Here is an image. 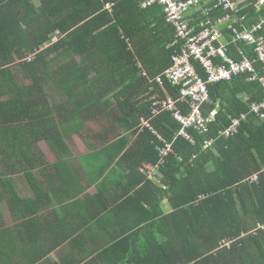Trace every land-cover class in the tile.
Listing matches in <instances>:
<instances>
[{"label":"trees","instance_id":"obj_1","mask_svg":"<svg viewBox=\"0 0 264 264\" xmlns=\"http://www.w3.org/2000/svg\"><path fill=\"white\" fill-rule=\"evenodd\" d=\"M142 2L0 0V264H32L30 247L39 249L34 242L66 227L44 221L43 184L35 174L48 176L61 164L60 179L73 176L62 155L72 158L67 138L74 134L86 137L96 166L108 168L99 177L114 166L140 170L123 176L146 197L130 195L124 209L133 213L137 205L145 212L127 215L125 225L134 215L136 225L110 234L104 255L112 264H264V119L250 111L264 99V86L248 76L212 85L204 106L209 131L189 130L191 144L179 135L181 124L170 112L152 114L156 100L180 95L179 87L161 86L156 78L172 66L183 43L164 8L143 9ZM256 3L238 4L239 30L260 22ZM226 15L219 9L212 21ZM228 31V57L239 61L240 48L254 61V47L235 43ZM258 35L264 36V25ZM255 67L264 77V64ZM180 107L188 113L186 104ZM242 114L247 120L238 133L223 135ZM42 144L54 152L56 165ZM168 145L172 152L161 157ZM148 166L157 170L149 180L141 172ZM21 179L32 195H21ZM228 240L230 247L223 246Z\"/></svg>","mask_w":264,"mask_h":264},{"label":"crops","instance_id":"obj_2","mask_svg":"<svg viewBox=\"0 0 264 264\" xmlns=\"http://www.w3.org/2000/svg\"><path fill=\"white\" fill-rule=\"evenodd\" d=\"M246 1L237 0L236 3L242 6ZM215 4V0L211 1L210 6ZM259 11L261 10L259 9ZM203 16L205 14L202 9L195 10L188 16L195 32L201 30ZM213 23L217 24V21ZM230 23L235 24L236 20L233 18ZM217 26L222 33L220 44L228 48L225 36V31L229 30L228 24H217ZM217 112L215 110L212 114ZM73 136L80 138L83 143L85 136L81 137L74 134L67 138L71 142L68 143L67 141L68 145H73ZM69 147L72 158L67 160L66 155H62V159L70 163L65 170L69 174L73 173L72 177L70 175L65 179H60L59 170L63 171L64 168L61 164L58 165L59 170L57 166L55 169H50L51 173L48 176L40 175L37 171L35 174L38 183L43 184V192L40 193L39 199H43L46 207L43 208V211L47 213L44 221L50 224L55 222L59 225L65 224L66 227H59L54 237L47 232L42 240L35 241L34 244L39 246V249L33 252L30 247L28 260L32 264H58L61 262L66 264H112V260L104 255L109 245H112L110 234L118 232L121 227L136 225V215L131 218L132 223L130 225H125L124 221L127 220L123 218L127 215H133L136 211L145 212V207L139 208L140 206L137 205L134 206L137 208L135 212L127 211L124 209L126 200L130 199L132 194L135 199H143L146 195H138V190L141 187L126 185L127 176L133 174L135 169H121L114 166L108 173H105L104 177H99L108 168L96 166L97 163L91 160L95 157L92 150L87 149L82 155H75L70 145ZM43 152L51 165L54 166L58 163L59 160L53 151L49 149L43 150ZM96 161L98 162V159ZM145 168H141V172H147L148 180L155 178L157 170L149 167L146 171ZM135 172L139 173L140 170ZM123 173H128V175L125 177ZM155 181L160 184L159 179H155ZM19 188L23 191V193L21 192L22 196L32 195V190L29 188L26 179L19 181ZM129 189L131 191H128ZM73 194L76 195L73 196ZM118 201L121 203L119 209ZM56 207H62L58 214L55 213ZM70 209H72L71 212H69ZM164 210L166 212L171 210L167 200H164ZM7 217L9 220V213Z\"/></svg>","mask_w":264,"mask_h":264},{"label":"built area","instance_id":"obj_3","mask_svg":"<svg viewBox=\"0 0 264 264\" xmlns=\"http://www.w3.org/2000/svg\"><path fill=\"white\" fill-rule=\"evenodd\" d=\"M211 1L214 0H145L142 2L143 9L157 5L162 6L167 21L175 28L177 41L183 43L180 52L172 59V66L156 78V82L161 86L168 83L179 87L180 95L178 98L167 95L166 99L156 100L152 104V114L157 116L162 112H170L173 118L181 124L179 135L186 137L191 144H194V140L189 135V130L197 129L201 133L209 131L211 119L206 117L204 106L211 100L212 85L248 76L250 81L259 80L264 86V77L258 74L255 67V63L264 64V36L258 35L264 25V0H257L256 3L257 8L263 13L260 22L253 25L251 29L243 27V31L239 30L234 23H230L240 12L239 5L235 1L215 0L216 4L210 6ZM105 9L111 10V5L106 4ZM198 9L204 10L208 20L201 23L202 30L200 32H195L188 16ZM218 9H223L227 15L219 18L217 24H228L235 43H246L253 46L256 55L254 61L247 57L240 48H238L239 61L228 57L227 46L220 44L222 33L217 24L212 21V15ZM240 20L243 23L246 17H242ZM218 59L221 60V63L216 62ZM195 63H200L206 73L205 76L200 73ZM180 104H186L187 114L183 112ZM250 111L256 117L264 119V99L261 102L253 103L250 106ZM245 120H247V114L233 119L222 134L229 137L238 133ZM143 123L149 127L147 120H144ZM159 140L163 142L160 136ZM210 146L211 144L208 147ZM170 152H172L170 145L160 149L161 157L167 156ZM255 180H258V176L253 178V181ZM222 244L230 247L232 241H223Z\"/></svg>","mask_w":264,"mask_h":264},{"label":"rangeland","instance_id":"obj_4","mask_svg":"<svg viewBox=\"0 0 264 264\" xmlns=\"http://www.w3.org/2000/svg\"><path fill=\"white\" fill-rule=\"evenodd\" d=\"M90 128H92L96 132H101V128H99V127L90 125ZM68 143H71V142L68 141ZM72 143H73V145H71V144H69V145L71 146L72 152L75 155H82L83 153H85L87 151V147L81 142L80 138H78L77 136L72 137ZM42 149L43 150H49L51 148L49 146H47L46 144H42Z\"/></svg>","mask_w":264,"mask_h":264},{"label":"bare ground","instance_id":"obj_5","mask_svg":"<svg viewBox=\"0 0 264 264\" xmlns=\"http://www.w3.org/2000/svg\"><path fill=\"white\" fill-rule=\"evenodd\" d=\"M207 133V132H206ZM209 144H211V143H209Z\"/></svg>","mask_w":264,"mask_h":264}]
</instances>
